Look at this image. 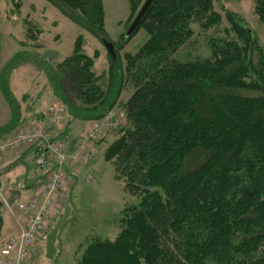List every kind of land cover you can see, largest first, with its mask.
I'll return each instance as SVG.
<instances>
[{"label":"trees","instance_id":"obj_1","mask_svg":"<svg viewBox=\"0 0 264 264\" xmlns=\"http://www.w3.org/2000/svg\"><path fill=\"white\" fill-rule=\"evenodd\" d=\"M46 1L83 32L112 42L115 60L106 52L98 71L99 51H85L82 33L61 60L22 49L38 48L42 34L29 14L22 17L19 48L0 70L9 110L0 138L31 126L56 102L72 144L82 124L117 107L103 157L139 199L121 210L117 235L89 241L75 264H264V43L257 33L222 0H152L126 37L145 1L126 0L125 32L114 41L102 0ZM252 11L264 26V0H252ZM140 29L144 42L122 50ZM26 60L44 78L29 118L8 84ZM3 213L0 199V242Z\"/></svg>","mask_w":264,"mask_h":264},{"label":"rangeland","instance_id":"obj_2","mask_svg":"<svg viewBox=\"0 0 264 264\" xmlns=\"http://www.w3.org/2000/svg\"><path fill=\"white\" fill-rule=\"evenodd\" d=\"M222 1L228 9L239 13L243 22L254 30L264 43V26L253 14L252 0ZM102 3L105 31L111 40L117 41L125 32L124 24L129 14L128 3L126 0H102ZM16 11L18 18L15 17ZM27 14L42 29L37 41L40 46L33 49L22 46L20 48L34 50L53 62L69 54L75 37L82 33L85 38V51L90 55L95 49L99 51L96 69L101 71L106 68L108 58L104 44L89 33L83 32L77 24L62 15L46 0H0V70L10 54L19 48L16 40L22 38L21 18ZM145 39L146 33L140 29L126 42L122 50L135 51ZM43 79V73L32 65L30 60L21 61L9 74V87L25 118L31 115L29 108L42 87ZM130 89L131 87H128L123 91V99L129 95ZM25 94L31 95L27 101L22 100ZM44 99L45 95L41 94L39 102ZM42 110L44 111V107ZM8 116V105L0 93V124L5 123ZM109 132L111 128L105 130L103 139L99 141H105ZM105 143L96 144V151L90 157L87 168L84 167L79 173L73 175V169L68 166L69 174L75 181V195L69 199L68 207L53 219L48 238L37 247L40 248L39 251L34 250L29 264H75L89 241L95 238L113 239L120 230L117 218L121 210L126 205L139 201L136 196L124 191L122 180L115 177L113 163L104 159ZM87 173L92 176L88 182L85 181ZM0 192L6 195L1 186ZM4 213L3 233L6 234L13 225L10 220L11 213L6 210V206Z\"/></svg>","mask_w":264,"mask_h":264},{"label":"built area","instance_id":"obj_3","mask_svg":"<svg viewBox=\"0 0 264 264\" xmlns=\"http://www.w3.org/2000/svg\"><path fill=\"white\" fill-rule=\"evenodd\" d=\"M115 118L116 110L111 109L101 118L85 122L71 144L63 129L64 106L54 102L45 107L40 120L0 138V164L3 156L13 152L16 161L30 163L38 173L31 183L18 178L6 195L0 192L18 228L16 234L0 242V264H27L32 248L47 239L51 219L63 212L75 195L68 166L77 173L88 163L98 137L114 126ZM91 177L87 174L85 181Z\"/></svg>","mask_w":264,"mask_h":264},{"label":"crops","instance_id":"obj_4","mask_svg":"<svg viewBox=\"0 0 264 264\" xmlns=\"http://www.w3.org/2000/svg\"><path fill=\"white\" fill-rule=\"evenodd\" d=\"M116 110H117V107H116ZM82 126H83V124H82ZM81 127L78 128V130H80ZM70 128H73V127H70ZM103 133H102V135H100L101 138H99L98 140L103 139L102 138V137H104L103 136ZM110 135L111 134L109 132V136ZM102 142H104V140ZM102 142H100V141L97 142L96 141V144L97 143L98 144H101ZM16 157H17V154L16 153L8 152L5 156L2 157V160H1V163L2 162L3 163L0 164V182H1L0 183V186L3 188V190L5 192L8 191V189L13 185V183L18 178H23V177L24 178H27L29 183H31L33 180H35L36 178H38V174L33 170V168L31 166H29L28 164H26V165L25 164H21L20 161H18V160L16 161ZM86 165H88V163L85 164L79 171L83 170L84 167L87 168ZM79 171H77V173H79ZM77 173H73V175L74 174H77ZM71 179H72V187H73V190H74V188H75V181L73 180V178H71ZM30 188H32V187H30ZM10 220H11V224L13 225V227H12V229H9V231L6 234H4L3 233V230H2V239H7L10 236L16 234L17 231H18L17 225H16V223H15L12 215L10 217ZM41 244H42V242L41 243H38L37 245L34 246V248H33L32 252H31V255H30V258H29L27 264H29L30 261L32 260V258H33L32 256L34 254V250L35 249H36L35 251H39L40 250V248L38 249L37 247L38 246L40 247Z\"/></svg>","mask_w":264,"mask_h":264},{"label":"water","instance_id":"obj_5","mask_svg":"<svg viewBox=\"0 0 264 264\" xmlns=\"http://www.w3.org/2000/svg\"><path fill=\"white\" fill-rule=\"evenodd\" d=\"M151 1L152 0H145L144 1V3L142 4L141 8L138 11V13L136 14L134 19L132 20L131 24L128 26V28L125 32L126 37H129L134 32V30L136 29L142 15L144 14L145 10L147 9V7L151 3ZM102 42L104 44V47L106 48V51L110 54L111 58L113 60H115L116 54H115L113 43L110 41H107V40H103Z\"/></svg>","mask_w":264,"mask_h":264}]
</instances>
